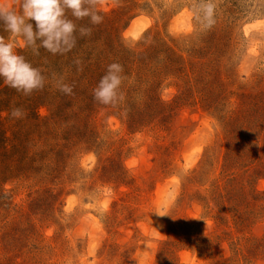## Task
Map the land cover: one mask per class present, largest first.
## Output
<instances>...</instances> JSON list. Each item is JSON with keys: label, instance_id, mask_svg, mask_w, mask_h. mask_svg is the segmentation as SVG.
<instances>
[{"label": "rangeland", "instance_id": "1", "mask_svg": "<svg viewBox=\"0 0 264 264\" xmlns=\"http://www.w3.org/2000/svg\"><path fill=\"white\" fill-rule=\"evenodd\" d=\"M213 3L209 29L192 0L69 12L92 32L64 55L16 38L46 81L0 79V264H264V0ZM113 62L124 100L105 106Z\"/></svg>", "mask_w": 264, "mask_h": 264}, {"label": "clouds", "instance_id": "2", "mask_svg": "<svg viewBox=\"0 0 264 264\" xmlns=\"http://www.w3.org/2000/svg\"><path fill=\"white\" fill-rule=\"evenodd\" d=\"M103 2L104 0H0V26L9 33L7 40L0 36V79L6 86L25 96L31 95L34 90H42L46 77L41 68L34 67L24 55L16 51V38H21L23 46L31 49L33 55L39 56L41 48L53 55H64L76 46L77 32L81 37L90 36L92 32L90 27L78 28L74 19L88 18L92 25L102 23L103 17L97 11V6ZM192 4L197 21L203 28H211L215 23L213 0H192ZM69 12L74 19L69 18ZM73 63L79 66L81 61L76 59ZM123 71V66L117 62L107 66L106 73L93 89L96 102L116 106L124 100V94L120 92ZM51 76L61 93L73 94V86L65 83L63 76L57 77L56 73ZM10 116L22 119L25 113L21 108L13 107Z\"/></svg>", "mask_w": 264, "mask_h": 264}, {"label": "trees", "instance_id": "3", "mask_svg": "<svg viewBox=\"0 0 264 264\" xmlns=\"http://www.w3.org/2000/svg\"><path fill=\"white\" fill-rule=\"evenodd\" d=\"M1 100V99H0ZM3 122H4V119L2 117H0V142L2 140H5L4 138V134H5V131L6 130H3Z\"/></svg>", "mask_w": 264, "mask_h": 264}]
</instances>
